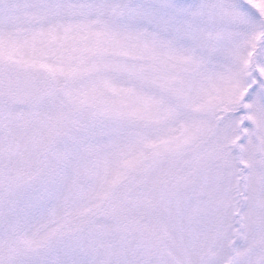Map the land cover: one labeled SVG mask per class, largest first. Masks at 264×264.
<instances>
[{"label": "snow or ice", "instance_id": "6c2138e0", "mask_svg": "<svg viewBox=\"0 0 264 264\" xmlns=\"http://www.w3.org/2000/svg\"><path fill=\"white\" fill-rule=\"evenodd\" d=\"M0 264H264V0H0Z\"/></svg>", "mask_w": 264, "mask_h": 264}]
</instances>
